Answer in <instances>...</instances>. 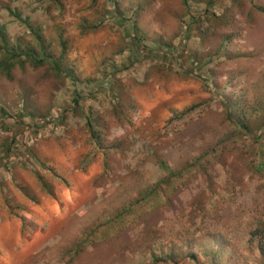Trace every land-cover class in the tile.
Listing matches in <instances>:
<instances>
[{
  "label": "rangeland",
  "instance_id": "1",
  "mask_svg": "<svg viewBox=\"0 0 264 264\" xmlns=\"http://www.w3.org/2000/svg\"><path fill=\"white\" fill-rule=\"evenodd\" d=\"M0 26L65 46L0 74V264H264V0H0Z\"/></svg>",
  "mask_w": 264,
  "mask_h": 264
},
{
  "label": "trees",
  "instance_id": "2",
  "mask_svg": "<svg viewBox=\"0 0 264 264\" xmlns=\"http://www.w3.org/2000/svg\"><path fill=\"white\" fill-rule=\"evenodd\" d=\"M113 14L118 15L119 13H113ZM98 25L95 24L89 27L84 25L83 28L85 31H93L98 27ZM31 35H32L34 44L37 45L36 51L33 50L29 46H24L20 48L17 43L18 42L17 40L13 43H9L3 27L0 26V74H2L5 77H8L11 68L16 63L21 65L24 61H29L32 64L39 65V64L44 63L47 60L51 62L53 70L57 72H61L62 69L60 68V63H61V60H64V51H65L64 42L62 40L59 41V44L61 47V53L59 54L58 57L53 58L51 54L46 52L48 50L47 46L43 44L41 40V36L38 34L37 30H33ZM197 67L199 68V66ZM195 71H196L195 69H192L193 74L196 73ZM202 79H203L202 81H204V84L207 86V81L204 80V78ZM257 110L258 109L256 106H251L249 113L251 114L256 113ZM232 121L234 122L236 126L240 127L246 133H248V127L246 125V121L244 120V117H235L234 119H232ZM262 128L264 129V126ZM159 166L160 168H164L167 170L163 162H159ZM262 166H263V163L261 162V160H258L257 165L255 164L254 166V169L259 172L263 170ZM249 237L251 239L252 238L257 239L256 249L258 251V255L264 259V235H263L262 230L255 229L254 231L249 233ZM185 259L194 261L195 257L193 255H188Z\"/></svg>",
  "mask_w": 264,
  "mask_h": 264
}]
</instances>
